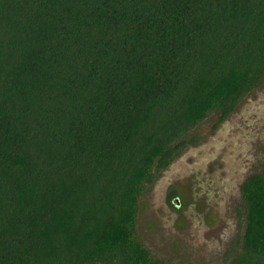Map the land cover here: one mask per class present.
Masks as SVG:
<instances>
[{
	"label": "trees",
	"instance_id": "16d2710c",
	"mask_svg": "<svg viewBox=\"0 0 264 264\" xmlns=\"http://www.w3.org/2000/svg\"><path fill=\"white\" fill-rule=\"evenodd\" d=\"M263 81L264 0H0V264H167L140 197ZM241 194L230 264H264V174Z\"/></svg>",
	"mask_w": 264,
	"mask_h": 264
},
{
	"label": "rangeland",
	"instance_id": "374dc122",
	"mask_svg": "<svg viewBox=\"0 0 264 264\" xmlns=\"http://www.w3.org/2000/svg\"><path fill=\"white\" fill-rule=\"evenodd\" d=\"M211 113L139 199L137 237L167 264H230L243 235L241 186L264 174V81L215 128ZM177 191L179 204L168 201ZM175 200V199H174Z\"/></svg>",
	"mask_w": 264,
	"mask_h": 264
},
{
	"label": "flooded vegetation",
	"instance_id": "af4514ba",
	"mask_svg": "<svg viewBox=\"0 0 264 264\" xmlns=\"http://www.w3.org/2000/svg\"><path fill=\"white\" fill-rule=\"evenodd\" d=\"M175 200H177V199H175ZM175 200H174V203H175V205H177V203L175 202ZM179 204V203H178Z\"/></svg>",
	"mask_w": 264,
	"mask_h": 264
},
{
	"label": "water",
	"instance_id": "95a60500",
	"mask_svg": "<svg viewBox=\"0 0 264 264\" xmlns=\"http://www.w3.org/2000/svg\"><path fill=\"white\" fill-rule=\"evenodd\" d=\"M175 202L178 204L179 203V201L178 200H175Z\"/></svg>",
	"mask_w": 264,
	"mask_h": 264
}]
</instances>
